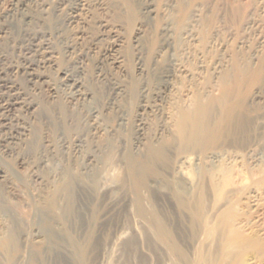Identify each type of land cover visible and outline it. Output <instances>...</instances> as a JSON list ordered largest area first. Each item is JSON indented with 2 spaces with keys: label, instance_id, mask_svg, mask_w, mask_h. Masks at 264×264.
I'll return each mask as SVG.
<instances>
[{
  "label": "bare ground",
  "instance_id": "bare-ground-1",
  "mask_svg": "<svg viewBox=\"0 0 264 264\" xmlns=\"http://www.w3.org/2000/svg\"><path fill=\"white\" fill-rule=\"evenodd\" d=\"M115 1L123 6L125 16L134 17L136 0ZM203 1L165 0L161 6L156 7L152 0H146L143 7L144 20L146 25H149L152 41L151 47L145 50V55L140 54L137 57L140 61L135 67L139 80L128 76L124 71L123 58L118 55L123 40L114 37L115 25L111 26L102 19L96 18L102 31L97 38L102 37L104 32L111 33L116 38L112 49L99 51L93 63L92 83L101 84V87L104 85L105 98L102 102L100 99V108L95 107L96 104L94 106L91 103L96 95L93 87L90 86L84 91L83 88L81 89V83L72 79L69 94L74 100L75 109L81 111L87 108V113H84V124L86 122L92 131L91 151L86 155L84 169L87 172L85 171L84 174L66 166L61 181L50 194V202L37 208L36 213L39 216L37 220L40 225L38 226L41 230L39 231L42 232L43 242L40 246H34L28 253L25 251L29 245L26 243L28 232L24 233L26 230L24 228L27 226L25 227L26 224L23 225L22 220L19 219L22 216L19 218L12 216L13 210L6 203L5 197L0 194V216L7 215L9 219L6 220L7 225L3 222V227L0 226V264H59L57 254L61 250L71 258L73 264L86 263V260H83L86 249L84 240L81 237L83 240L81 242L82 240L78 241L75 236H71L69 221L78 211L76 204L81 197L80 188L88 186L87 189H92V193L100 192L101 188L103 191L110 188L108 185H103L104 183L100 188L98 187L101 179L94 165H98L97 163L106 166L115 165L116 162L117 165L124 166L126 183H128V193L125 192L129 194V198L127 203L125 202V215H132L133 219L136 217L149 219V223H146L153 230L154 238L168 245L171 252H178V259L170 261L171 264L261 263L264 259V226L262 225L264 222L258 221L257 218L261 216L258 214L264 213V148H259V143L264 142V63L244 54L239 46L237 50L228 47L230 45L222 37L223 24L208 16L206 10L208 7ZM27 2L29 0H15V5L11 4L14 6L11 11L12 16L16 15L13 21L15 25L21 23L31 25L33 23L30 22L37 20L27 14ZM76 2L78 7H74L73 17L82 25L94 19L95 14H91L92 8L102 10L107 5L103 0H76ZM256 2L260 9H264V0H256ZM10 19L13 20V17ZM255 24L254 11H250L243 24V30L246 31ZM35 30L34 36L37 35ZM143 33V25H138L131 38L133 44H139ZM28 35L30 36V32ZM80 37L83 41L85 37L83 31H80ZM97 38L95 37L93 42L86 46V54L92 52ZM108 66L117 68L122 74L125 73L127 80L117 79ZM156 74L161 85L151 93L149 84ZM31 75L32 73H28V76ZM1 84L9 92L16 91L17 87L7 81ZM17 93L18 91L16 94H11L12 99L10 98L11 102L7 103V107L21 105ZM64 102L65 100L58 99L56 104L61 117L66 114ZM133 104L136 106L134 108L137 118L133 124L134 136L129 140L123 137V133L130 124L129 112ZM24 108L34 110L30 102L24 105ZM48 108L44 109L43 113L49 116ZM104 111L111 117V122L106 126V135L101 136L98 134V127L103 122H99V126L95 119ZM244 142L248 143L241 147ZM182 167L185 168L181 169ZM2 178L3 173L0 171V179ZM109 193L111 194V190ZM156 195L167 196L168 200L170 198V201L174 202L180 218V227L185 231L188 230L192 240H190L191 256L181 251L179 243L175 242L173 228L163 219L161 211L163 209L167 212L169 207L167 206L166 209L167 203L163 207L159 206ZM108 200L112 201L111 198ZM56 223L62 228L57 229ZM128 226H130L128 223L123 224L114 230L111 249L124 240ZM134 226L131 227L132 231L137 230ZM103 251L106 254L107 251ZM110 252L112 253L111 250ZM109 254L103 257L106 259ZM105 259L102 261L106 262Z\"/></svg>",
  "mask_w": 264,
  "mask_h": 264
},
{
  "label": "rangeland",
  "instance_id": "rangeland-1",
  "mask_svg": "<svg viewBox=\"0 0 264 264\" xmlns=\"http://www.w3.org/2000/svg\"><path fill=\"white\" fill-rule=\"evenodd\" d=\"M103 1L108 6L106 5V8L103 7L102 10L92 8L91 14H95V17H93L95 20L92 19L89 21L91 23L88 22L82 25L77 18L73 17L74 7H78L76 5V0H29V2L26 3V12L28 15L34 16L37 20L35 22H30V24L33 23L31 25H22V23L21 25H15V22L13 21H15L14 17L16 15L12 16L11 13L14 9L13 5H15V0H0V70H3V72L0 71V171L3 173V178L0 179V194L5 197V200L7 201L6 203L11 207L10 209L13 210L11 211L12 216L17 218L22 216L21 218L23 219H19L22 220L23 225L26 224L25 227L27 226L24 228L26 229L24 230V233L26 234L28 232V234H26L28 236V238L26 237V240H28L26 243L30 245H27L25 248L27 249L25 250L27 253L34 246H40L43 242L42 232H40L41 230L39 228V216L38 213H36L38 212L37 208L50 202V194L54 187L61 181L64 169L67 168L66 166L72 170L75 169L74 171H82L84 174L87 172V170L84 169L86 155L91 151L90 142L92 136L90 133L92 131L86 122L84 124V116L87 113V108L85 107V110L82 109L81 113V111H78L73 107L74 100L69 97L71 91V79L79 81L82 86L81 89L83 88L82 90L84 91H87L90 86L91 88L93 87V91L96 95L93 97L91 103L94 106L96 104L95 107L100 108L101 102L104 100L106 94L104 85L101 87V84L95 83L93 85L92 83V79H94L93 63L96 56L99 54V51L112 49V45L116 39L114 37L123 40L121 47L119 48L120 50L118 49V55L123 58V65L125 66H123V68H125L124 71L128 76H132L134 79L137 78L139 80V74L136 67L140 60L137 57H139L140 54L145 55L147 49L151 47L152 40L150 37V29L148 30L149 25H146L143 13V7L145 6L146 0L135 1V9L133 8V14L135 12L134 17L136 16L135 18L133 16H125L126 14L124 13L123 6L119 5L115 0ZM152 1L156 7H158V5L161 6L165 2V0ZM203 2L208 7L206 9L208 11V16L215 18V20H219L223 24L224 29L222 30V37L230 45L228 47H231L232 50H237V47L239 46L244 54L264 63V9L258 7L256 0H204ZM11 4L13 5L11 6ZM250 11H254L256 24L245 31L243 30V24ZM12 17L13 20L10 19ZM131 17H133V19ZM96 18L102 19L111 26L115 25L116 36L104 32L105 34L102 35V37L97 38L102 31L98 25L99 20ZM127 18L129 20L131 19L133 22L129 21ZM138 25H143L144 33L143 36L141 34L139 44L135 45L131 38ZM16 27H18V30L21 29V32L18 31ZM31 28L33 32L31 31ZM34 29H36L35 32L37 31V35L35 36L33 35ZM80 31H83V34H85L83 41L80 37ZM29 32L30 36L28 35ZM95 37L98 40H96V43L94 44V49L91 53L86 54V46L92 43ZM240 43L243 44L241 45ZM108 68L117 79L124 81L127 80V75L125 73V75L122 74L113 66H108ZM28 73H32V75L28 76ZM157 75L158 74L154 77H158ZM30 77L32 78L30 79ZM155 78L151 81L153 83L150 82L149 84V87H151V93L152 91L155 92L161 85L159 84L161 83L159 77ZM3 79L6 80L4 81ZM1 81H7L15 85V88L17 87L16 91L9 92L1 86ZM17 91L19 93L18 102H20L21 105L17 104L7 107L12 99L11 94H16ZM58 99L62 101L65 100L66 117L65 115L64 117L59 115L60 113L56 107ZM29 102L34 106V110H25L24 105ZM134 104L137 105L136 103ZM134 104L132 106L133 108L131 107L132 112H129L130 118L133 119L131 120L129 118L130 124L126 127L127 129L123 133V137L129 140H132L134 136L133 124L137 118L135 115L136 106ZM47 108L50 113L49 116L43 113V110ZM104 112L98 114L95 119L99 126L101 121L104 123H101V126L98 127V134H101V136L106 135V126L111 122V117ZM56 125L57 127H55ZM262 142L259 143L260 149L264 148V142ZM247 143L248 142H244L241 147ZM97 164L98 165H94V168L95 170L98 169L97 173L99 172L98 174H100V176L98 175L100 178H98L101 179L99 180L98 187L100 188L104 183L103 185H108L110 188L105 191L101 188L100 192L97 191V193L95 191L92 193V189H87L88 186L80 188L82 198L80 197L76 204V210L78 211H76L73 219L69 221V231L72 233L71 236H75V239L78 241H81L82 239L84 240L83 244L86 248L83 259L86 260V263L84 264H171L172 262L170 261H173V259L176 258L178 259L177 251L171 252L170 248L167 247L168 245H164L154 238L153 230L148 226L149 224H147L149 223V219L146 217L144 219H139L140 217L133 219L132 215L127 213V215H125V207L129 194H127L128 183H126L124 166L117 165V162L115 165H107L109 168L104 164ZM183 168L185 167H182L181 169ZM117 171L120 173H116ZM89 190L90 192H86ZM110 190L111 194L109 193ZM109 198L112 199L111 202L113 204L109 202ZM156 198L160 202H158V204L161 207L165 206L167 203L165 207L167 209L168 206L169 210L167 209V212H164L163 209L161 210L163 212V219L172 226L175 242L177 244L179 243L178 245L181 251L185 253L187 252L186 254L191 256L192 240L188 230L185 231L180 227V218H178L175 205L173 204L174 202L170 201V198L168 200L167 196L159 197L156 195ZM91 203L95 205L93 206ZM170 203L171 205H169ZM82 207L83 209H81ZM112 210L114 211L112 212ZM92 214L95 215V218ZM259 215L263 216V218ZM258 216V221L264 222V213L258 214ZM7 218V215L0 216L1 227H3L4 223H6L4 225L8 224L6 220L9 219ZM74 218H76L75 221ZM91 218H93V220ZM87 220H92V222L88 223L86 222ZM132 222L138 232L137 230L132 231ZM262 222L259 223L262 224ZM127 223L130 226L126 229V234L123 238L124 240H121L122 243L119 242L116 244L118 247L114 246L111 249L110 247L113 246L114 230L123 224L127 225ZM55 225L57 229L62 228H60V224L56 223ZM262 225L264 226V223ZM149 229H151L152 232ZM85 231L87 233H84ZM131 232H134L135 234H132ZM86 236L88 238L90 236V238L88 239ZM83 240L81 242H83ZM180 242L182 246L180 245ZM161 244H163V246ZM103 250L107 251L106 254L111 253V250L112 253L108 255L110 257L107 256L105 259L104 257L106 254ZM169 251L171 253H169ZM58 253L57 259L61 264H73L71 258L69 256L67 257V254H63V250ZM172 253L174 255H172ZM104 259L106 262L102 261ZM260 264H264V259Z\"/></svg>",
  "mask_w": 264,
  "mask_h": 264
}]
</instances>
